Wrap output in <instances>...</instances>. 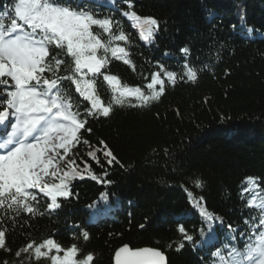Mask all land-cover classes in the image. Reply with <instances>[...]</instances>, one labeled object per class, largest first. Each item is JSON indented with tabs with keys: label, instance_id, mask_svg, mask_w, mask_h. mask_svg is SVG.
Returning <instances> with one entry per match:
<instances>
[{
	"label": "trees",
	"instance_id": "16d2710c",
	"mask_svg": "<svg viewBox=\"0 0 264 264\" xmlns=\"http://www.w3.org/2000/svg\"><path fill=\"white\" fill-rule=\"evenodd\" d=\"M84 1L105 9L129 37L119 43L132 64L113 60L108 69L122 84L144 87L161 64L182 73L185 59L197 68L198 79L166 83L165 95L149 106L113 104L109 118H90L91 133H80L89 144L81 142L71 154L78 170L87 162L111 183L82 172L85 178L72 180V195L58 200L59 209L47 212L49 201L41 194L44 215L21 213L13 221L9 212L2 222L8 246L14 253L30 239L54 237L65 246L77 243L84 254L94 253V264H112L115 249L123 244L159 248L167 264H210L215 247L230 235L242 242L239 230H246L245 219L259 215V209L248 206L252 193L241 195L249 187L246 178H255L257 195L264 193V0H131L139 16L158 21L147 41L135 22L122 15L128 10L125 0L73 4ZM185 47L187 57L181 52ZM97 91L105 104L112 102L102 79ZM73 98L83 111L85 102L74 91ZM100 140L117 157L111 166L102 153L99 165L87 156ZM197 180L202 187H196ZM188 193L217 217L211 225ZM180 225L194 239L177 251L183 240ZM229 226L238 231L230 233ZM84 230L90 235L86 242ZM212 235L215 239L206 243ZM5 259L12 257L0 250V261Z\"/></svg>",
	"mask_w": 264,
	"mask_h": 264
},
{
	"label": "snow or ice",
	"instance_id": "6c2138e0",
	"mask_svg": "<svg viewBox=\"0 0 264 264\" xmlns=\"http://www.w3.org/2000/svg\"><path fill=\"white\" fill-rule=\"evenodd\" d=\"M125 3L128 10L122 15L135 22L143 40L153 38L158 21L139 16L132 10L131 0ZM128 40L112 15H102L88 6H74L73 0H11L0 5V250L12 257L0 264H39L42 259L49 264H94V253L84 254L77 243L65 246L54 237L39 242L30 239L13 253L2 222L9 212L14 213L10 217L13 221L21 213L44 215L39 208L41 194L49 201L47 212L59 209L62 205L58 200L72 195V180L85 178L82 172L89 173L93 180L111 183L96 175L87 162L78 170L76 161L67 159L78 144H89L81 140L80 133H91L87 126L90 118H109L113 104L146 107L159 102L166 93V83L175 86L178 81H197V68L185 59L182 73L161 64L144 87L122 84L108 69L113 60L132 64L129 51L119 43ZM181 52L187 57L189 49L185 47ZM98 79L113 93L109 104L97 91ZM73 91L85 102L83 111ZM132 99L137 103L132 104ZM98 144L87 156L99 165L98 153H102L107 165H113L117 157L105 141ZM195 183L198 188L203 186L202 181ZM246 183L249 187L241 195L252 193L248 206L258 208L259 215L245 219L246 230H239L245 238L242 242L232 243L230 235L229 243L212 253L214 264H264V201L256 203L264 193L257 195L255 178H246ZM188 195L211 225L217 217L200 206L191 193ZM178 231L183 240L177 251L184 242L194 239L182 225ZM236 231L229 226L230 233ZM82 239H90L88 231H82ZM213 239L214 235L205 242ZM113 264H167V257L159 248L123 244L115 250Z\"/></svg>",
	"mask_w": 264,
	"mask_h": 264
},
{
	"label": "rangeland",
	"instance_id": "374dc122",
	"mask_svg": "<svg viewBox=\"0 0 264 264\" xmlns=\"http://www.w3.org/2000/svg\"><path fill=\"white\" fill-rule=\"evenodd\" d=\"M67 159H72V158H68V157H67ZM62 165H64L63 162H62Z\"/></svg>",
	"mask_w": 264,
	"mask_h": 264
},
{
	"label": "bare ground",
	"instance_id": "6f19581e",
	"mask_svg": "<svg viewBox=\"0 0 264 264\" xmlns=\"http://www.w3.org/2000/svg\"><path fill=\"white\" fill-rule=\"evenodd\" d=\"M100 216V215H99Z\"/></svg>",
	"mask_w": 264,
	"mask_h": 264
}]
</instances>
